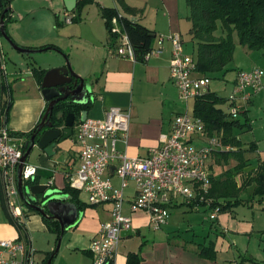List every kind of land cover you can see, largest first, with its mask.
Returning <instances> with one entry per match:
<instances>
[{"label":"crops","instance_id":"obj_1","mask_svg":"<svg viewBox=\"0 0 264 264\" xmlns=\"http://www.w3.org/2000/svg\"><path fill=\"white\" fill-rule=\"evenodd\" d=\"M90 2L95 5H89L83 12L81 10L76 17L78 21L66 23L70 24L68 27L62 28V23L58 22V25L61 26L60 30H54L50 22H48L47 28L44 26L32 28L28 27V24L23 26L24 28L28 27V31L24 34H19L18 29L21 28L23 22H26L28 16L25 17V13L23 15L18 14L19 12L9 6V21L17 20L20 22L18 26H13L9 34L13 39L12 41L19 47L29 50H42L38 53L48 52V56L57 61L56 64L46 67H43L44 64H41L42 66L36 64L39 65V68L48 71L63 66L64 62L59 56L61 54L70 60L73 71L79 77L92 80L91 95L86 98L92 102L89 111L86 113L87 118L101 120L104 118L105 110L111 107L129 110L131 119L127 144L125 146L118 143L117 149L129 157L148 156L153 149L159 146L161 136L169 134L173 118L185 110V107L178 100L177 90L170 80L171 46L167 40H164L159 52L145 62H133L129 59L119 58L115 53L118 42L108 34L101 11L102 9H114L117 11L118 17L129 19L153 32L155 40L152 48L157 50L158 40L173 34L180 35L183 45L186 40L191 42L188 35L190 23L186 1L90 0ZM53 8L58 14L60 12L73 13L76 6L72 11H68L63 0H57ZM29 10L26 15L32 13L34 9L30 7ZM58 14L54 15L55 18H58ZM44 47L46 48L44 49ZM183 49L186 53L184 46ZM256 56L251 57L254 61L252 64L246 65V68H242L241 64L238 63L234 66L233 79L226 81V87L232 89L236 74L239 71L261 69L264 72L260 66V63L264 65L262 52L260 54L261 59ZM258 60L261 62L258 63ZM21 76L22 74H15L12 75V78L20 79ZM193 76L201 77L197 73ZM20 81L22 82L21 86L28 87V93L22 92L18 97L21 102L33 105V108L30 114L20 115L17 111L16 114L13 112L7 119L6 127L12 134L22 132L24 134L32 131L40 122L47 107V103L40 93V84H37L31 69L26 70ZM262 82L264 84V74ZM261 111H264L263 92H259L251 98L246 114H242L244 119L249 120V128L244 129L241 133L249 132L252 139L248 144L243 143V145L245 147L249 144L255 145L256 151L246 155L248 158L254 157L255 163L258 158L264 157V123L259 120ZM19 139L25 140L24 138ZM78 153L79 149L76 153L77 165L79 164ZM37 162L35 166L38 167V171L35 179L38 184L46 185L52 181L50 187L61 191L65 183V173H59L53 159L45 156L43 152L41 156L37 157ZM75 171L71 169L67 173H74ZM112 173V170L107 172L105 177L116 185L118 181ZM132 194L133 188L131 186L125 195L127 201ZM1 196L0 187V240L18 239L20 233L16 226L8 222ZM125 208L127 209V204ZM109 210V205L89 207L83 212L77 210L80 215L77 223L63 233L64 235L67 232V237L62 246V253L67 252L73 258L72 262L67 264H92V257L88 248L92 237L98 232L101 224L109 220ZM216 218L218 224L214 226L215 222H211L208 235H205L202 242H195L194 239L185 240L177 234H172L175 233V229L170 228L169 230L168 222L160 230L152 231L149 228L146 215L134 214L131 216L132 234L121 239L114 264H126L129 254H137L139 264H264V257L257 253L258 247L257 251L251 252L252 238L263 237L264 226L256 225L248 219L234 218L227 214ZM40 219L33 218V223H37ZM39 225V229L45 230V226L41 225L40 221ZM173 236L178 239H172ZM209 242L212 243L216 254L212 261L202 259L196 254L198 244ZM262 250L264 252V248Z\"/></svg>","mask_w":264,"mask_h":264},{"label":"built area","instance_id":"obj_2","mask_svg":"<svg viewBox=\"0 0 264 264\" xmlns=\"http://www.w3.org/2000/svg\"><path fill=\"white\" fill-rule=\"evenodd\" d=\"M71 21L72 18L66 17L65 23ZM111 34L118 37L116 56L136 62L132 46L116 18L112 20ZM164 40L171 46L170 80L185 110L173 118L169 134L161 136L157 148L145 157H129L118 151V143L127 144L131 119L127 109L111 107L105 110L103 119L86 118L74 127L79 164L74 173L64 174V180L71 189L83 193L89 205L110 206L109 220L101 224L88 248L92 264H114L121 234L133 231L131 216L135 213L146 215L149 226L153 231H158L167 224L170 209L179 204H184L190 210H197L200 206L209 209L211 200L206 196L211 188V157L216 152L229 150L221 143L220 136L208 135L202 120L189 110V101L209 92L210 79L193 76L196 73L195 60L184 52L180 35L161 37L157 42L158 49L152 48L145 54L143 62L159 52ZM263 74L261 69L236 74L226 99L230 119L236 120L245 113L255 94L264 93ZM2 78L5 80V68L0 49V88L3 90L7 85H3ZM2 121L3 116L0 115L2 198L11 218L25 225L27 215L21 208L24 204L17 189V169L26 150V140L14 137ZM111 170L118 181L117 187L105 177ZM37 171V166L27 161L23 163V187L35 180ZM130 183L133 194L127 201L125 191ZM51 185L52 181L46 184L47 188ZM180 198L182 203L178 202ZM217 212V209L211 210V220L217 217ZM35 254L28 232L24 239L0 240V264H39Z\"/></svg>","mask_w":264,"mask_h":264},{"label":"trees","instance_id":"obj_3","mask_svg":"<svg viewBox=\"0 0 264 264\" xmlns=\"http://www.w3.org/2000/svg\"><path fill=\"white\" fill-rule=\"evenodd\" d=\"M189 11L188 21L190 29L188 35L194 47V60L196 64V73L209 79L216 78L217 74L225 75L229 70L228 65L233 59L235 49L234 36L240 46L249 51H261L264 61V0H185ZM90 0H77L76 8L79 13L82 6ZM10 0L3 3V9H0V17L3 15L4 27L10 12ZM75 8V9H76ZM4 9H7L4 12ZM78 13V14H79ZM101 16L104 20L105 27L111 38L117 40V35L111 34L112 20L117 19L121 31L127 36L130 45L135 53L136 62H143L145 54L151 51L155 35L153 32L144 28L140 24L133 22L124 17H118L114 9H102ZM78 19V18H77ZM72 18V22H77ZM220 29V34L215 33ZM183 43V41H182ZM46 47H44L45 49ZM58 50V49H56ZM66 58V56H64ZM32 75L37 84L46 73L41 68H32ZM4 91L8 93V100L0 106V115L3 116L2 124L6 125L8 112L11 106L10 91L4 86ZM225 101L224 98L217 94L208 92L205 95L194 100L192 113L195 117L202 120L208 135L220 136L221 143L229 147L228 151L216 152L212 155L214 163L217 165H228L231 161L235 165L218 176H211V188L206 198L211 200L209 209H217L218 212H229L239 204H248L255 200L258 204L264 202V157L257 159L255 167L246 173L247 177L238 183L245 169L251 163L246 155L256 151L254 144L246 147L239 139V133L249 128V120H232L229 118L220 105ZM60 103L53 109L52 121L57 122L56 126L60 127L62 120L68 114L79 117L77 124L87 113L92 105L90 99L84 104ZM243 114H246L243 113ZM58 115H60L58 117ZM43 116V115H42ZM36 127V126H35ZM35 128L24 134H12L16 138L28 140L34 133ZM38 184L28 182L27 185ZM247 188H252V195L241 199V193ZM61 194L68 197V202L74 205L77 210L83 212L86 208L96 207L82 203L78 198V192L71 189L65 181ZM2 199V196H1ZM3 201V200H2ZM4 210L6 209L2 203ZM34 212L33 210L29 209ZM7 209L5 210L8 222L16 226L20 237L26 235L25 225L11 218ZM35 213V212H34ZM37 214V213H36ZM46 227L57 234V242L60 238V227L56 221L42 218ZM198 257L206 260H214L216 257L212 243L198 244L196 246ZM52 251L46 259L45 264H51L54 258ZM252 262V261H251ZM126 264H139L137 254H129Z\"/></svg>","mask_w":264,"mask_h":264},{"label":"rangeland","instance_id":"obj_4","mask_svg":"<svg viewBox=\"0 0 264 264\" xmlns=\"http://www.w3.org/2000/svg\"><path fill=\"white\" fill-rule=\"evenodd\" d=\"M57 0H10V6L16 11L19 12L18 14H21L28 16V19L26 22L23 24L21 28L18 29L19 34H24L25 32L28 31V27H36V26H44L47 28L48 22L52 24V28L54 30H60L61 26L58 25V23H62V28L68 27L70 24L65 23L66 17L68 18H76L77 14L79 13V8H76L73 13H67V12H58L55 13V8H53V5L56 3ZM60 3V2H58ZM89 5H95L93 2H87L82 6V12L85 10ZM30 7L34 9L32 13L28 14L27 11H30ZM51 10V11H50ZM37 11V12H36ZM50 11V12H49ZM35 12V13H34ZM34 13V14H33ZM51 13V14H50ZM58 14V18H55L54 15ZM58 22V23H57ZM19 21L17 20H12L9 21V18L6 20V25H5V31L8 34V36L12 39V37L9 34V31L12 30L13 26H18ZM28 27L24 28L23 26L28 25ZM21 25V24H20ZM53 30V31H54ZM220 29L217 30L215 33L217 36L221 35L220 34ZM13 40V39H12ZM186 40V39H185ZM234 43H235V49L233 52V59L231 63L228 65V72L225 73V75L222 74H217L216 78H211L210 83H209V91L212 93L217 94L219 97H222L225 99L223 104L220 105V107L228 113V106H227V97L229 96L231 89L230 87H226V81H230L233 79L234 71H235V65L241 64L242 68H246L245 66L248 64H252L251 57L252 56H258V58L261 59L260 54L261 51H249L245 47H242L238 44L236 36L233 38ZM184 48L186 49V53L192 57H194V49L192 47L191 42H188L187 40L184 43ZM0 49L4 61V68H5V80L2 78V83L3 85L6 84L8 87V90L10 91V99H11V106L8 112V119L14 112L18 111V114L20 115H27L32 112L33 105L30 103H24L23 101L21 102V99L18 97L20 93L25 92L28 93V87L27 86H21L23 75L26 73L27 69L34 68H39V65L42 66L41 64H44L43 67L51 64H56L57 61L51 56H48V52L44 53H35V54H21L16 52L11 48L9 43L0 35ZM63 62L66 60L68 61L70 67H71V62L68 58H65L63 55L59 54ZM256 56V57H257ZM263 60V59H262ZM259 61V60H258ZM259 61L258 63H260ZM264 62V61H263ZM235 63V64H234ZM260 66L264 69V65L260 63ZM48 68V67H47ZM72 72L77 75L72 67H71ZM15 74H22L20 79H17V77H13L12 75ZM78 76V75H77ZM79 77V76H78ZM81 78V77H80ZM83 79V78H81ZM84 83L91 87L92 80L90 81L89 79H83ZM22 87V88H20ZM8 100V95L6 92H3L2 87L0 88V104L3 105L6 103ZM190 111L193 106V101H189L188 103ZM14 110V111H13ZM13 114V115H14ZM13 118L15 116H12ZM259 120H262L261 122L264 123V111H261L259 114ZM238 120H243V116L239 115L237 117ZM261 123V125H262ZM7 126V125H6ZM10 131V130H9ZM23 133V132H22ZM18 133V134H22ZM239 139L242 142V144H248L252 139H251V134L249 132L244 131L243 133H239ZM78 152V146L74 141V134H72L67 140L59 143L55 149V155L52 157L55 166L57 168V171L59 173H67L69 170L73 169L76 170L78 165H77V160H76V153ZM42 152L37 148L33 147L29 155L27 157V162L31 163L33 165L37 164V157L41 156ZM249 158L251 159V163L249 166L245 169L243 174L237 178L238 183H240L242 180H244L247 175L246 173L249 172L252 168L255 167V162H254V157L250 156ZM211 175L212 176H218L228 170L229 168L233 167L235 165L234 161H231L228 165H217L214 163V157L211 160ZM44 181V180H43ZM116 183V181H114ZM115 185V184H114ZM118 183L115 185L117 187ZM132 186V183H130V187ZM55 188L49 187L47 189L48 193H57V190H54ZM129 191V188L125 191V195ZM252 195V188H247L243 193H241L240 198L245 199L247 197H250ZM78 198L79 200L88 205L86 197L83 193L78 192ZM179 203H182L183 200L180 198L178 199ZM22 210L25 212L27 215V222L25 225V229L28 232L31 237V242H32V247L36 251L35 258L37 263H46V259L49 256L50 252L55 250V247L57 245V234L53 231H50L45 223L42 221L41 217H38L39 215L30 211L28 208H26L24 205H21ZM264 204H258L255 200H253L251 203L248 204H239L235 206L231 211L229 212H217V216L227 214L230 215L234 218H244L248 219L250 222H254L256 225L260 224L261 226H264ZM138 214V213H135ZM210 210H206L203 206H200L197 210H190L185 206L184 204H179L176 207H173L170 209V218L168 221V228L175 229V233H170L174 235H179L181 238H184L185 240H191L194 239L195 242H202L204 239L205 235H208L209 227L211 222H215L214 226L217 225L218 223L217 218L211 220L210 219ZM134 215V214H133ZM147 217V216H146ZM256 217V219H255ZM33 218L40 219L38 220L37 223H33ZM39 221L41 225L45 226V230L39 229ZM149 228L152 230V228L149 226ZM165 229V228H164ZM150 230V231H151ZM149 231V233H150ZM153 231V230H152ZM151 231V233H153ZM66 234L61 237V242L59 244V249L57 254L54 256L52 259L51 264H67L71 263L73 258L70 257V254L67 252L62 253V246L63 243L66 241ZM263 237H253L251 241V252L254 250L257 251L258 248L259 250L257 251L258 254H262L264 257V233ZM172 237V236H171ZM22 239L25 238V235L23 237H20ZM172 239H178L177 237ZM258 247V248H257Z\"/></svg>","mask_w":264,"mask_h":264},{"label":"water","instance_id":"obj_5","mask_svg":"<svg viewBox=\"0 0 264 264\" xmlns=\"http://www.w3.org/2000/svg\"><path fill=\"white\" fill-rule=\"evenodd\" d=\"M5 1L8 0H0V9H3ZM63 2L67 10L72 11L76 6L77 0H63ZM6 11L7 9H4V12ZM0 35L9 43L13 50L21 54L30 55L42 51L23 49L16 45L5 31L3 15L0 17ZM39 88L41 96L47 103V107L40 122L36 125L33 135L25 141L26 150L17 169V189L25 207L33 210L41 218L56 221L59 224L61 235L54 250V255H56L64 231L75 225L80 215L77 208L68 202V197L61 194V191L48 193L47 186L40 184H30L23 187L21 169L33 147H37L48 158H52L55 155L57 145L72 135L74 115H66L63 126L55 127V123L52 121L54 107L64 101H68L70 104H84L88 100L86 98L91 95V89L84 83L83 79L72 72L67 60L63 66L46 71ZM86 118V113H83L80 121H84ZM30 182H34V179ZM131 234V231L123 232L121 238H126L131 236Z\"/></svg>","mask_w":264,"mask_h":264},{"label":"flooded vegetation","instance_id":"obj_6","mask_svg":"<svg viewBox=\"0 0 264 264\" xmlns=\"http://www.w3.org/2000/svg\"><path fill=\"white\" fill-rule=\"evenodd\" d=\"M61 103H62V104H63V103H67V104H68V101H64V102H61ZM59 104H60V103H59ZM69 105H71V104H69ZM78 120H79V117L75 116L74 119H73L72 134H73L74 127H75V125L77 124ZM62 122L64 123V119L62 120ZM54 123H55V127H57V126H56L57 122H54ZM62 126H63V124H62L60 127H62Z\"/></svg>","mask_w":264,"mask_h":264}]
</instances>
